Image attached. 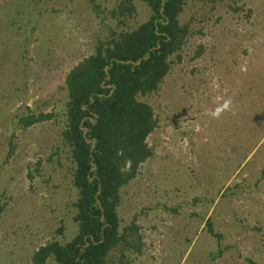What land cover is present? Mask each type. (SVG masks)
Segmentation results:
<instances>
[{"label":"rangeland","instance_id":"1","mask_svg":"<svg viewBox=\"0 0 264 264\" xmlns=\"http://www.w3.org/2000/svg\"><path fill=\"white\" fill-rule=\"evenodd\" d=\"M120 1L98 0L97 15L89 0H0V264H30L39 246L77 232L64 79L105 34L101 20L116 24ZM133 2L128 28L149 15ZM237 5L190 0L181 60L142 97L158 126L152 158L121 188V227L133 221L141 237L124 264H264V0ZM47 112L59 116L17 122Z\"/></svg>","mask_w":264,"mask_h":264},{"label":"trees","instance_id":"2","mask_svg":"<svg viewBox=\"0 0 264 264\" xmlns=\"http://www.w3.org/2000/svg\"><path fill=\"white\" fill-rule=\"evenodd\" d=\"M140 1L149 10L146 20L128 28L136 7L133 0H121L108 13L116 24L102 19L105 34L65 75L60 137L69 150L71 182L77 192L73 204L77 232L66 242L51 240L39 246L30 264H124L128 252L141 251L136 223L121 227V188L153 156L147 139L158 119L142 97L157 91L181 60L189 35L181 15L190 0ZM227 1L230 10H240L241 0ZM89 2L97 15L103 12L98 0ZM58 116L31 113L17 122L24 128ZM12 151L11 144L8 155ZM2 199L0 195V218L6 206ZM113 251L119 254L114 257Z\"/></svg>","mask_w":264,"mask_h":264},{"label":"clouds","instance_id":"3","mask_svg":"<svg viewBox=\"0 0 264 264\" xmlns=\"http://www.w3.org/2000/svg\"><path fill=\"white\" fill-rule=\"evenodd\" d=\"M230 104H231V101L230 100L229 101H226L223 107L224 108H227ZM220 111H221V109L218 108L216 111L212 112L211 115H213V116H219Z\"/></svg>","mask_w":264,"mask_h":264}]
</instances>
